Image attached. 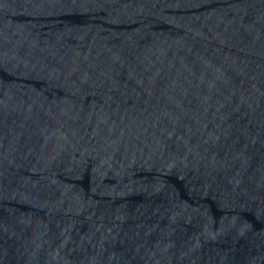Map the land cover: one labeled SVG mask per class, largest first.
I'll return each mask as SVG.
<instances>
[{
	"label": "water",
	"instance_id": "water-1",
	"mask_svg": "<svg viewBox=\"0 0 264 264\" xmlns=\"http://www.w3.org/2000/svg\"><path fill=\"white\" fill-rule=\"evenodd\" d=\"M0 264H264V0H0Z\"/></svg>",
	"mask_w": 264,
	"mask_h": 264
}]
</instances>
